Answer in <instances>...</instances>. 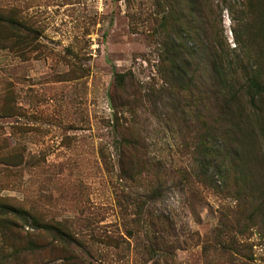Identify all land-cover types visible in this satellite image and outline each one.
Wrapping results in <instances>:
<instances>
[{
  "label": "rangeland",
  "instance_id": "rangeland-1",
  "mask_svg": "<svg viewBox=\"0 0 264 264\" xmlns=\"http://www.w3.org/2000/svg\"><path fill=\"white\" fill-rule=\"evenodd\" d=\"M182 1L0 0L20 22L0 24V264H264V100L236 103L243 189L195 150L217 105L210 62L181 93L161 55ZM211 2L184 40L239 51L246 0Z\"/></svg>",
  "mask_w": 264,
  "mask_h": 264
},
{
  "label": "trees",
  "instance_id": "trees-1",
  "mask_svg": "<svg viewBox=\"0 0 264 264\" xmlns=\"http://www.w3.org/2000/svg\"><path fill=\"white\" fill-rule=\"evenodd\" d=\"M213 4L211 0H183V7L178 14H174V24L172 28L175 32V37L166 44L164 48L163 59H168L172 64L171 72L172 79L176 82L179 92H189L194 86L198 77V72L202 70V65L208 60L211 64L212 87L216 93L217 105L214 112L211 114L210 120L204 119L202 124H199L194 138L195 150L199 152H207L208 154L220 153L223 159L228 160L226 167L222 166V170L226 175H233L234 172H239L236 184L240 186L242 183L243 189L252 184L256 187L255 171L245 165V155L240 151L238 144L240 143L239 131L242 128V120L237 114L236 103L241 96H248L251 107H257V102L261 103L264 100V56L263 52V36H264V1L263 0H246L244 7L248 10L250 17H235L233 18L235 25L233 27L235 42L241 47L237 49H226L222 46L221 37L214 41L218 48L212 43V49L207 45L196 44L189 46V43L184 40V35L191 36L193 18H190L189 12L200 5ZM234 2L230 1L229 5ZM230 7L228 8L229 10ZM235 7V6H234ZM186 10V11H185ZM256 12V13H255ZM167 15L161 18V27H166ZM211 26L212 22L208 19ZM0 24L10 27L20 25V22L12 15H7L0 12ZM188 32L183 34V30ZM194 37H198L199 33L195 32ZM212 33V32H211ZM215 39V38H214ZM195 41L194 39H192ZM200 41V39H199ZM255 46L257 50L252 48ZM255 54H253V51ZM117 82H122V75L117 76ZM221 140V144L217 143L216 147L213 141ZM213 140V141H212ZM134 159H140V144L137 139L129 141ZM221 158V157H220ZM186 169L180 172L185 173ZM187 173V172H186ZM201 174H205L202 171ZM188 178L190 174L188 173ZM186 175V176H187ZM244 193V192H242ZM1 206V205H0ZM14 213L21 211L10 207ZM242 210V209H240ZM261 210V215H264V209ZM260 210L257 213H260ZM23 213V212H22ZM253 214H255L253 212ZM241 216V213L239 214ZM252 218V216H250ZM239 219V218H238ZM264 230V217L261 218ZM240 221V219H239ZM165 222H169L165 219ZM36 226H42L44 231L59 236L60 238H68L66 231L62 230L55 224L36 223ZM245 230V225L240 226Z\"/></svg>",
  "mask_w": 264,
  "mask_h": 264
}]
</instances>
